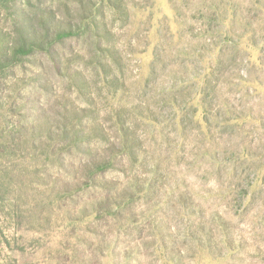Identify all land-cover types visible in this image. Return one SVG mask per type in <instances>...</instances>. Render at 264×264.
<instances>
[{
	"label": "rangeland",
	"instance_id": "obj_1",
	"mask_svg": "<svg viewBox=\"0 0 264 264\" xmlns=\"http://www.w3.org/2000/svg\"><path fill=\"white\" fill-rule=\"evenodd\" d=\"M48 12L76 34L0 81V264H264V0H0L2 72Z\"/></svg>",
	"mask_w": 264,
	"mask_h": 264
},
{
	"label": "trees",
	"instance_id": "obj_2",
	"mask_svg": "<svg viewBox=\"0 0 264 264\" xmlns=\"http://www.w3.org/2000/svg\"><path fill=\"white\" fill-rule=\"evenodd\" d=\"M53 14V12H48L41 16L40 32H37V30L33 28L34 26L31 23L27 24V21H25L23 25L18 26L17 31L14 33V38H12L11 40L12 45L7 48V52H5L2 56L5 57L4 60L8 63L7 65H5V68H2L5 70L8 69V72L6 74V72H2V70H0V81L5 79L7 80L8 77H11V75L14 73L11 71L16 69L17 67L18 56L31 54L36 50H44L46 53H50L54 45H56L57 43H61V41H63L64 39L72 37L76 34V31H74L71 24H61L56 22ZM1 93L2 87L0 85V96ZM43 123V135H45V133L52 134V132H49L51 131L50 129H52V127L47 123L45 124V121H43ZM11 131L12 130H9V132ZM11 134L21 137H23L24 135L23 132H11ZM0 137L5 139V137H2L1 134ZM110 167L111 161L107 159L103 158L92 160L89 164H86L84 166L85 176L88 175V177L92 179L94 174L105 173Z\"/></svg>",
	"mask_w": 264,
	"mask_h": 264
}]
</instances>
